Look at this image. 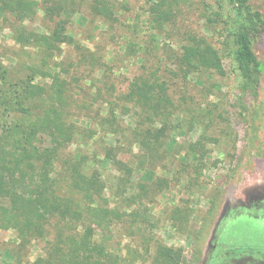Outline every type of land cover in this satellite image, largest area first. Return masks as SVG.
Returning a JSON list of instances; mask_svg holds the SVG:
<instances>
[{
  "label": "rangeland",
  "instance_id": "obj_1",
  "mask_svg": "<svg viewBox=\"0 0 264 264\" xmlns=\"http://www.w3.org/2000/svg\"><path fill=\"white\" fill-rule=\"evenodd\" d=\"M32 1L23 17L0 10V65L44 88L48 104L60 109L59 142L40 136L41 148L54 149L57 193L73 210H85L92 202L87 184L97 173L107 203L126 216L111 239L101 237L105 247L122 264H159L158 243L181 252L180 264H227L231 249L264 243V235L229 236L233 227L264 228V74L258 95L235 107V47L216 16L218 1ZM250 2L264 14V0ZM60 21L70 41L53 53L26 41L48 35ZM252 40L264 62V30ZM207 45L218 52L223 73L184 68L186 49ZM153 104H159L155 115ZM163 119L167 135L150 153L141 135ZM131 216L136 221L127 222ZM60 220H50V237L59 227L83 232L80 221ZM48 242L22 246L15 230L0 228L1 263L34 262Z\"/></svg>",
  "mask_w": 264,
  "mask_h": 264
},
{
  "label": "trees",
  "instance_id": "obj_2",
  "mask_svg": "<svg viewBox=\"0 0 264 264\" xmlns=\"http://www.w3.org/2000/svg\"><path fill=\"white\" fill-rule=\"evenodd\" d=\"M217 1L221 11L216 16L229 27L235 47L233 60L239 91L235 95V107L240 108L248 97L258 95L264 74V62L257 57L252 40L264 30V14L255 10L250 0ZM224 4L228 5V13L224 11ZM35 5L32 0H4L0 10L23 17ZM21 40L23 38H19ZM26 41L53 53L59 49L60 43L70 41V36L65 23L60 21L48 35L34 34ZM184 63L188 70L190 67L197 71L215 69L219 73L224 70L218 52L209 45L187 48ZM63 91L62 87L58 97ZM45 95L44 88L31 80L22 81L14 77L8 67L0 65V228L15 230L22 246L39 239H47L50 244L44 256L34 262L23 261L13 255L17 259L15 264H122L120 256L109 251L104 243L112 238L114 226L123 223L126 216L107 203L97 173L87 184L86 193L92 202L85 210H73L72 202L60 196L51 185L54 149L41 148L40 136L49 135L56 144L64 133V127L60 109L48 104ZM49 100H53L52 97ZM43 107L45 110L41 111ZM151 107L154 115L159 113V104ZM167 132L168 122L163 119L160 127H151L143 132L141 147L150 153L157 151ZM106 158L113 163L117 161L111 155ZM219 197L210 201L209 218L217 213ZM132 216L126 221H136ZM53 217H61L62 222L80 221L83 232L67 233L59 227L50 237L47 228ZM101 237L105 238L103 242ZM21 245L17 249L18 255ZM231 252L241 254L243 249L235 248ZM156 253V263L165 264V260L171 264L181 263V252L161 243L157 244ZM253 261L258 262L257 259ZM0 264H3L1 260ZM227 264L241 263L231 262L228 256Z\"/></svg>",
  "mask_w": 264,
  "mask_h": 264
},
{
  "label": "flooded vegetation",
  "instance_id": "obj_3",
  "mask_svg": "<svg viewBox=\"0 0 264 264\" xmlns=\"http://www.w3.org/2000/svg\"><path fill=\"white\" fill-rule=\"evenodd\" d=\"M257 230V231H253ZM231 233L230 235L239 233V232H244L247 234H254V235H259L263 236L264 235V228L262 229H253L248 226H243V227H233L232 229H229ZM243 252L241 254H234V252L229 253V258H231V262L236 261L237 263L241 264H264V243L260 244H250L246 243L242 246ZM228 255V254H227ZM253 259H257L258 262H254Z\"/></svg>",
  "mask_w": 264,
  "mask_h": 264
}]
</instances>
